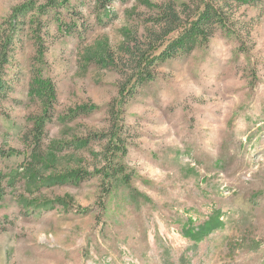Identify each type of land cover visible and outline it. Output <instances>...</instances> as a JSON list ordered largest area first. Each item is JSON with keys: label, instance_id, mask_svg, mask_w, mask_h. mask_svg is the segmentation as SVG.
<instances>
[{"label": "rangeland", "instance_id": "obj_1", "mask_svg": "<svg viewBox=\"0 0 264 264\" xmlns=\"http://www.w3.org/2000/svg\"><path fill=\"white\" fill-rule=\"evenodd\" d=\"M95 1L0 0V264H264V0L125 100L123 49L167 0Z\"/></svg>", "mask_w": 264, "mask_h": 264}, {"label": "trees", "instance_id": "obj_2", "mask_svg": "<svg viewBox=\"0 0 264 264\" xmlns=\"http://www.w3.org/2000/svg\"><path fill=\"white\" fill-rule=\"evenodd\" d=\"M69 1L48 0L47 6L61 7L68 5ZM116 1L124 2L125 0H96L95 5L99 11L109 17V20L110 18L114 20L117 18V12L112 10V6ZM262 2L263 0H188L178 8L175 0H167L158 7L153 25L146 31L144 38L133 39L123 49L124 55L127 57V75H125L126 79L120 87L121 99L130 98L138 87L153 80L152 70L158 62L192 53L199 44L207 43L214 36L218 27L229 31L235 13L242 6L256 5ZM11 44L12 37H9L0 54L4 62L8 60ZM30 91L41 96L46 100V103H51L56 98L55 86L47 80H34ZM6 94V85L0 78V98H5ZM45 119L36 123L33 135V143L35 144L33 154L39 156H42V153L37 149H39L43 136ZM116 124L114 123V127H117ZM114 127L110 138H114L118 142H114V146H119L121 137L114 131ZM13 152L18 155L17 151ZM0 156L9 157L10 153L5 155L0 152ZM18 177V174L5 175L0 173V204L5 196V184L13 186Z\"/></svg>", "mask_w": 264, "mask_h": 264}]
</instances>
